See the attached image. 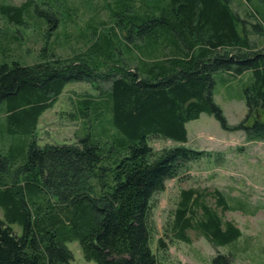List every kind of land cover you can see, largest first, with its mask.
I'll return each instance as SVG.
<instances>
[{"label":"trees","instance_id":"16d2710c","mask_svg":"<svg viewBox=\"0 0 264 264\" xmlns=\"http://www.w3.org/2000/svg\"><path fill=\"white\" fill-rule=\"evenodd\" d=\"M101 1L107 19L91 15L74 40L64 32L66 43L86 45L68 57L50 38L76 21L79 7L56 8L52 0L0 5L11 25L49 26L40 61L0 65V264H72L68 243L75 240L97 264H162L153 249L155 196L189 163L211 157L185 145L187 123L209 113L227 130L264 139V17L256 8L239 10L235 0ZM93 2L82 0L85 9ZM2 32L8 56L20 37ZM246 72L247 115L232 125L215 87L224 74ZM71 82L98 92L74 102L71 116L83 119L85 133L74 143L41 146L39 118ZM11 134L18 144H10ZM154 136L175 144L154 150ZM231 206L220 189L184 188L165 233L190 242L196 231L216 246L230 244L242 235L220 211ZM213 264L233 262L219 252Z\"/></svg>","mask_w":264,"mask_h":264},{"label":"rangeland","instance_id":"374dc122","mask_svg":"<svg viewBox=\"0 0 264 264\" xmlns=\"http://www.w3.org/2000/svg\"><path fill=\"white\" fill-rule=\"evenodd\" d=\"M26 1L28 0H0V5L22 4ZM34 1L44 6L50 0ZM52 1L56 8L63 4L79 7L80 13L76 21L54 29L50 42L55 45L56 53L68 57L83 51L86 48L83 41L66 43L64 32H68L69 37L73 39L72 36L83 31L91 15L107 19L108 12L102 9V1L94 0L86 9L82 0ZM242 1L235 0V7L243 10L245 6H253L264 17V1L251 0L250 3ZM37 17L39 18V14ZM33 21L15 26L8 23L0 13V29L9 30L12 34L16 32L20 37L9 45L8 56H5V43H2L1 39L3 32H0V65L6 60L11 62L14 59L23 64H33L41 60L40 53L48 45L45 43V34L49 26L44 24L40 30L41 26ZM250 74V72L236 76L224 74L217 81L215 101L222 107L232 125L239 124L247 115L244 83L248 81ZM86 92L98 94L96 88L89 82L68 83L57 102L40 116L34 133L41 146L46 143H74L78 140V135H84L85 130L79 133L84 127L83 119H74L71 113L74 110V102ZM260 118H264L262 113ZM187 128L189 139L185 145L208 150L211 157H203L189 163L179 177L170 179L166 189L156 194L153 208L156 226L153 249L159 255L162 264H213V258L219 252L231 256L233 264H264V139H249L242 129L227 130L209 113H203L200 118L188 122ZM9 138L12 139L9 140L10 144L19 143V138L14 134ZM16 138L18 141L15 142ZM174 144L171 139L155 136L151 138L154 150H161ZM191 187L220 189L226 195L232 208L225 212L221 209L220 211L225 220H232L240 227L242 230L240 238L230 244L216 246L196 231L190 232L192 236L190 242L167 236L165 228L177 206L181 190ZM211 202L214 203L215 200L212 199ZM3 215L4 211L0 206V216ZM14 229L22 232V227L18 223L14 224ZM160 239H163L164 244L159 245ZM68 245L74 253L72 264H97L96 261L85 258L79 241H71Z\"/></svg>","mask_w":264,"mask_h":264}]
</instances>
